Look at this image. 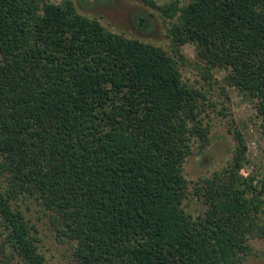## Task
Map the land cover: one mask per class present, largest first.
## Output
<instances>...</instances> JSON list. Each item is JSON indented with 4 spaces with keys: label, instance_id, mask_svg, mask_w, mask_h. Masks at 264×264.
Instances as JSON below:
<instances>
[{
    "label": "trees",
    "instance_id": "obj_1",
    "mask_svg": "<svg viewBox=\"0 0 264 264\" xmlns=\"http://www.w3.org/2000/svg\"><path fill=\"white\" fill-rule=\"evenodd\" d=\"M139 1L171 20L172 51L73 0H0V264H49L17 206L26 194L54 213L78 264H243L264 237V188L242 175L236 126L226 167L197 183L185 174L194 146L211 144L216 106L181 69L194 45L201 78L226 71L227 101L236 88L264 131V0Z\"/></svg>",
    "mask_w": 264,
    "mask_h": 264
},
{
    "label": "rangeland",
    "instance_id": "obj_2",
    "mask_svg": "<svg viewBox=\"0 0 264 264\" xmlns=\"http://www.w3.org/2000/svg\"><path fill=\"white\" fill-rule=\"evenodd\" d=\"M50 1L61 2V0ZM73 1L81 14L99 20L115 33L161 46L168 51L173 50V42L169 37L171 20L139 0ZM141 22H144L143 25ZM182 54L185 61L181 63V69L185 80L198 87L205 86L210 102L216 106L208 108V117H206L207 122L212 125L211 144L204 154L196 149L199 144L194 146L195 154L185 165L187 178L197 183L200 179L209 178L227 166L236 148L234 135L230 133V129L236 126L244 134L248 148L247 163L242 175L252 176L256 184L261 189L264 188V131L256 117L253 103L233 87L227 88L230 96V101H227L222 86H219L227 75L224 70L216 69L214 78L218 80V84L214 82L211 86L208 85V82L201 78V63L196 58L194 45H185ZM5 182L6 180L3 184ZM262 200L264 201V192ZM17 204L38 231L36 237L39 239V246L48 257L49 264H78L73 257L72 244L59 237L54 213L47 211L35 196L28 194L21 195ZM184 207L188 213L198 215V211L204 208L203 200L191 195L184 202ZM250 244L253 254L248 256L243 264H264V237L252 239ZM12 264H20V262L15 259Z\"/></svg>",
    "mask_w": 264,
    "mask_h": 264
}]
</instances>
